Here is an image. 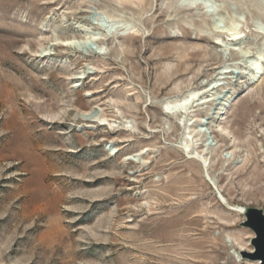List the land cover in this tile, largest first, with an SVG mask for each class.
<instances>
[{"label": "rangeland", "instance_id": "obj_1", "mask_svg": "<svg viewBox=\"0 0 264 264\" xmlns=\"http://www.w3.org/2000/svg\"><path fill=\"white\" fill-rule=\"evenodd\" d=\"M80 25L105 56L62 45ZM216 82L188 118L205 169L160 103ZM248 207L264 212V0H0V264H239Z\"/></svg>", "mask_w": 264, "mask_h": 264}, {"label": "bare ground", "instance_id": "obj_2", "mask_svg": "<svg viewBox=\"0 0 264 264\" xmlns=\"http://www.w3.org/2000/svg\"><path fill=\"white\" fill-rule=\"evenodd\" d=\"M230 23L231 24L229 27V31L232 32L230 41L231 42L239 41L242 38L241 33L239 32V26L235 20L230 21ZM222 24H223V22H222ZM212 26H214L216 29H218L220 27L218 22H216V21L212 23ZM82 28H83L82 25H80L78 27V29H80L82 32L81 36H79V37L75 36L76 34L72 35L70 37L68 36V38H66V39L64 38L63 41L61 40L62 45L65 47H69V46L72 47L74 45L83 46V45L91 43V42H97L101 39L102 35L100 33L93 31L94 28L88 27L86 29L84 27L85 29H83V30H82ZM105 36H106V34H105ZM215 43L217 45H221L220 39L217 38ZM93 49L96 50L97 48H93ZM103 49H104L103 47L99 46L97 51L92 52V53L94 55L105 56L106 53L103 51ZM262 58H263V53L261 52V53H259L258 58L255 59V61L253 63V66L255 67V72H257L258 76L262 70ZM87 70H88V66L83 67V70L79 73L81 75V76L79 75L80 76L79 80L86 78ZM225 73H227V72H225ZM219 86L220 85L217 84V82H216V84L211 83V84L205 85V87L202 89L189 88L185 93L178 96L177 98H174V99L167 98V99H164L163 101H161V103H160L163 111H165V113L170 115V116H175V118L177 117L179 125L182 126V128H183L182 137H183V141H184L183 147L185 149V153L187 152V154L190 155L191 159L198 160L200 163H202V165L205 169L208 168V164H209L208 163L209 160L206 156H208V152H210L213 149L214 145L210 141V138L207 135V133L205 132L206 131L205 129L201 128V130H198V131H196V130H194L193 132L191 131V127H193V123L191 121L193 118L192 119H188V118H191V114L195 112L196 108L210 102V100H207V97H205V94L207 92H210L211 90L217 89ZM219 114H220V116L223 115V114H221V112H219ZM116 118L123 119L121 116H116ZM220 118H222V117H220ZM84 120L87 122H90V123H98L100 126H108L112 130H115L116 128L121 127V126H119L121 124L120 122H119V124H117L118 123L117 120H112V119L107 118L106 116H103L101 114V112L98 111V109L95 107L91 110V113L84 118ZM123 122H124V125L122 128L123 130L131 131L133 129V126L131 125L132 124L131 121L124 120ZM204 123H206V122H203V124ZM200 125H202V124H200ZM199 141H203V146L205 148L204 153L202 155L195 151V146L198 145ZM111 150H113V148ZM200 150H197V151H200ZM147 151H149V150L148 149L147 150L142 149L136 154H130V156L128 158L124 159V162L133 161V162L139 163V161L141 160V157L144 156ZM229 156H231V154ZM229 156H228V158H229ZM239 211H240V213L243 214L244 208L241 210L239 209ZM239 244H241V243L239 242ZM242 250H245V248L242 247L240 249V251H242ZM236 262L239 264H241L243 262V259L240 255H237Z\"/></svg>", "mask_w": 264, "mask_h": 264}, {"label": "water", "instance_id": "obj_3", "mask_svg": "<svg viewBox=\"0 0 264 264\" xmlns=\"http://www.w3.org/2000/svg\"><path fill=\"white\" fill-rule=\"evenodd\" d=\"M190 4L191 7L196 6L197 1H193ZM211 13H214L212 10ZM89 47L96 48L94 43H90ZM243 215L245 221L243 222L244 227L252 230L255 237L252 239V245L254 251H240L242 259L245 260L244 264H264V212L257 208H244Z\"/></svg>", "mask_w": 264, "mask_h": 264}]
</instances>
